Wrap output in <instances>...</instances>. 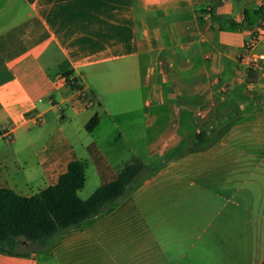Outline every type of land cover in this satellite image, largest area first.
Segmentation results:
<instances>
[{
  "label": "crops",
  "instance_id": "0c3cea01",
  "mask_svg": "<svg viewBox=\"0 0 264 264\" xmlns=\"http://www.w3.org/2000/svg\"><path fill=\"white\" fill-rule=\"evenodd\" d=\"M263 17L264 0H0V188L33 197L81 160L87 200L134 157L167 156L0 264H263L264 60L247 64L264 33L245 49ZM201 133L223 135L191 151Z\"/></svg>",
  "mask_w": 264,
  "mask_h": 264
},
{
  "label": "trees",
  "instance_id": "16d2710c",
  "mask_svg": "<svg viewBox=\"0 0 264 264\" xmlns=\"http://www.w3.org/2000/svg\"><path fill=\"white\" fill-rule=\"evenodd\" d=\"M260 12H263L262 8ZM246 19L247 23L250 22L248 15ZM254 70L249 69V76L255 73ZM97 121L93 120L89 129H93ZM222 135H197L193 138L195 147L191 151L205 150L206 146L203 145L214 142ZM166 159L162 166L166 164ZM152 171L139 157H134L119 172L115 181L99 187L87 200L79 195L87 185V163L81 160L73 161L56 185L33 197L0 188V252L11 256H28V253L20 252L24 244L45 241L61 230L99 215L106 206L123 198L141 176Z\"/></svg>",
  "mask_w": 264,
  "mask_h": 264
},
{
  "label": "built area",
  "instance_id": "2783aa9c",
  "mask_svg": "<svg viewBox=\"0 0 264 264\" xmlns=\"http://www.w3.org/2000/svg\"><path fill=\"white\" fill-rule=\"evenodd\" d=\"M264 33V17L261 23V26L259 27L258 31H256L255 34H253V36L249 39V41H247V43L245 44V49L249 52H254L255 49L257 48L261 37ZM254 54V53H253ZM264 60V56L261 55H256L254 54V57L251 59L250 62H248L247 67L248 69L250 68H257L260 65V62ZM63 80L67 83H69L71 86L75 87L77 85V80L71 76V75H65L63 77ZM77 96L79 97V100L85 104H87L88 106H91L93 104V100L89 94V92L87 91V89H85L84 87L81 88H77ZM60 111L62 110V106L59 104H54ZM38 121H41V119L39 118ZM5 139H7L8 141H12L13 137H12V132L8 129H5L2 135Z\"/></svg>",
  "mask_w": 264,
  "mask_h": 264
},
{
  "label": "rangeland",
  "instance_id": "374dc122",
  "mask_svg": "<svg viewBox=\"0 0 264 264\" xmlns=\"http://www.w3.org/2000/svg\"><path fill=\"white\" fill-rule=\"evenodd\" d=\"M165 156H161L158 160H156L155 162V167H153L152 170H157L159 167L162 166V164L165 162ZM145 176V175H143ZM96 187V184H95V181H94V178L93 176L90 174V179H89V182L88 184L86 185L85 187V191L84 192H89V190L91 189H94ZM39 245V242H35V243H32V242H27L26 244H24L21 249H20V252H24V253H31L34 251V249Z\"/></svg>",
  "mask_w": 264,
  "mask_h": 264
}]
</instances>
